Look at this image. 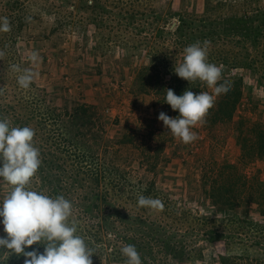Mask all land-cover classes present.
Wrapping results in <instances>:
<instances>
[{
	"label": "rangeland",
	"instance_id": "1",
	"mask_svg": "<svg viewBox=\"0 0 264 264\" xmlns=\"http://www.w3.org/2000/svg\"><path fill=\"white\" fill-rule=\"evenodd\" d=\"M262 10L264 0H0V17L23 21L0 31V112L10 126L26 121L38 131L34 145L44 150L42 159L53 160V130L60 127L78 151L103 164L100 187L119 196L126 215L116 228L105 225L136 239L142 264H222V255L264 264V159L242 163L232 133L207 121L193 129L198 140L180 142L158 119L160 112L178 116L162 96L132 87L138 71L154 61L171 81L185 47L208 40V60L222 66V77L244 79L241 113L264 124V27L258 38L253 29L244 37L227 30L225 21L248 14L258 25ZM32 52L39 54L38 63L30 60ZM25 69L37 74L27 89L18 84ZM101 73L106 80L98 82ZM197 81L191 91L211 93L205 83L195 86ZM90 87L91 95H100L98 105L85 100ZM78 104L87 106L91 121L75 124ZM63 108L71 115L57 118ZM224 163L237 172L223 169ZM40 167L30 190L49 196ZM212 184L234 194L236 206L213 202ZM11 188L0 178V203ZM139 195L160 199L163 211L138 206ZM5 235L0 222V236ZM168 235L186 241L191 258L183 263L166 254L160 242ZM15 258L25 259L0 249V264Z\"/></svg>",
	"mask_w": 264,
	"mask_h": 264
},
{
	"label": "clouds",
	"instance_id": "2",
	"mask_svg": "<svg viewBox=\"0 0 264 264\" xmlns=\"http://www.w3.org/2000/svg\"><path fill=\"white\" fill-rule=\"evenodd\" d=\"M92 0H89L91 3ZM0 31L10 32L11 23L7 17H0ZM210 41H197L184 49L183 61L175 66L178 77L190 83L197 80L205 83L212 91L194 93L185 90L176 95L167 89L166 103L175 118L160 112L158 119L164 127L184 144L199 139L193 129L203 126L209 111L215 106L217 98L231 89L228 81L219 83L222 66L208 60ZM4 54L0 52V57ZM30 60L35 64L40 60L37 52H32ZM19 72L18 66H13ZM37 74L25 69L18 77L22 88H29ZM4 89L0 87V93ZM35 131L31 127H12L8 120H0V178L12 186L10 193L0 203V218L5 236H0V249L23 256L24 264H93L95 254L85 239L77 234L75 222H70L73 214L71 201L64 196L50 197L43 192L30 190L32 178L41 166V154L34 145ZM138 206L163 211L164 204L158 198L138 196ZM43 244L41 253L29 247ZM121 253L127 259L125 264H142L139 252L134 245H125Z\"/></svg>",
	"mask_w": 264,
	"mask_h": 264
},
{
	"label": "trees",
	"instance_id": "3",
	"mask_svg": "<svg viewBox=\"0 0 264 264\" xmlns=\"http://www.w3.org/2000/svg\"><path fill=\"white\" fill-rule=\"evenodd\" d=\"M18 2L16 1L14 4ZM260 14L263 17L258 25L254 23L256 19L254 17L251 18L248 14L236 17L235 19H225L230 24L227 30L241 32L244 37L253 35L252 29L254 32L255 30H259L256 31V33L258 32L256 36L258 38L261 28L264 27V10ZM256 17L259 18V16ZM15 20L12 15L11 25H23L22 19L19 21ZM159 64V62L156 63L154 61L153 64L142 67L133 81V90L138 89L140 93L155 91L162 96L163 102L171 109V112L179 115L178 111H173L171 106L166 103L167 89H172L176 95H182L185 90L192 89L191 86L194 82L189 84L188 81L178 76L171 81H167ZM248 66L254 65L253 63H249ZM224 80L230 83L231 89L226 94H222L217 98L215 106L206 117L207 124L223 127L227 132L232 133L240 154V160L243 161L242 163L264 159V124L261 120L252 121L241 113L240 107L244 95V79L242 77L224 76L219 83H223ZM197 85H201V81H197L195 86ZM62 111H56L57 118L64 113L71 115L70 111L66 108H63ZM73 115L76 118L75 124L83 123L88 119L91 121L92 116L85 104L75 106L73 108ZM0 120H5L4 115H0ZM26 124L28 122L26 123L25 121L19 127H25ZM61 129L60 127H56L53 130V134H56L53 143L57 149L51 153L53 160L41 158L40 176L44 182V187L47 186L50 197L55 198L62 195L71 201L73 214L69 218L70 222H75L78 230L77 234L81 235L87 245L93 249L95 253L91 257L93 264H112L114 261H118L117 264H125L127 258L122 255L121 249L125 245H134L138 249L139 243H136V239L134 240L132 237H122L115 232H111L105 225L106 221L108 223L112 222V228H116L114 227L116 226L115 224L122 222V219L126 217L125 213L121 212L119 208L122 206L118 202L119 196H115L116 194H112L110 191L100 187L103 179L106 177L105 172L102 170L103 164H99V161L90 153L78 151L74 147V141L65 135V131L63 132V129ZM37 132L35 131V134ZM40 152L44 154V150ZM66 163L71 165V169L66 167ZM93 165H97V167ZM225 167H232L237 172L235 165L225 164L223 169ZM60 169L64 174L67 171L69 174L62 175ZM235 172L232 171L234 176L237 175ZM66 177H71V181L67 180ZM208 193L213 202L223 203L230 208L236 206L235 200L237 197L234 194H229L230 192H227L225 186L224 188H220L212 184ZM96 214L98 217H96ZM110 233L114 234V238L108 237ZM155 240L159 242L160 237L157 236ZM160 243L166 254L176 260L184 263L188 258H191L187 250L188 245L186 241L175 239L172 235H168L167 239ZM140 246L143 248V244ZM33 248L38 249L41 253L44 251L43 244H34ZM146 248L144 247L143 249L145 250ZM146 250L147 255L148 253L152 254V250ZM220 260L222 264H242L238 262L237 257L222 255ZM11 264H24V259L15 258Z\"/></svg>",
	"mask_w": 264,
	"mask_h": 264
},
{
	"label": "crops",
	"instance_id": "4",
	"mask_svg": "<svg viewBox=\"0 0 264 264\" xmlns=\"http://www.w3.org/2000/svg\"><path fill=\"white\" fill-rule=\"evenodd\" d=\"M106 74H103V73H101V74H98L97 75V80H98V82H100V81H103V80H106ZM95 88H97V87H95ZM94 91H93V87H90L89 88V91H86V98H85V100L86 101H88V102H90V103H93V104H99L100 103V101H98V100H100V95L99 94H96L95 96L94 95H91V93H93Z\"/></svg>",
	"mask_w": 264,
	"mask_h": 264
}]
</instances>
